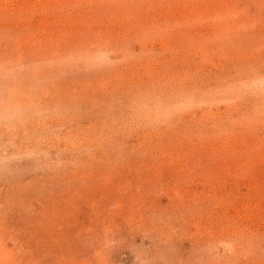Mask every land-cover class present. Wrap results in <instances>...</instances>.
<instances>
[{"label":"rangeland","instance_id":"rangeland-1","mask_svg":"<svg viewBox=\"0 0 264 264\" xmlns=\"http://www.w3.org/2000/svg\"><path fill=\"white\" fill-rule=\"evenodd\" d=\"M0 264H264V0H0Z\"/></svg>","mask_w":264,"mask_h":264}]
</instances>
